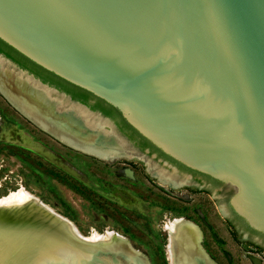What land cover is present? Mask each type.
Returning <instances> with one entry per match:
<instances>
[{
  "label": "water",
  "instance_id": "95a60500",
  "mask_svg": "<svg viewBox=\"0 0 264 264\" xmlns=\"http://www.w3.org/2000/svg\"><path fill=\"white\" fill-rule=\"evenodd\" d=\"M0 41L118 113L191 174L218 182L224 215L229 207L264 238V0H0ZM0 66L46 91L56 111H68L59 102L79 108L92 118L82 128L99 120L113 130L1 54ZM11 89L1 96L53 136L10 102ZM84 238L41 203L0 205V264L139 257L126 237Z\"/></svg>",
  "mask_w": 264,
  "mask_h": 264
},
{
  "label": "rangeland",
  "instance_id": "374dc122",
  "mask_svg": "<svg viewBox=\"0 0 264 264\" xmlns=\"http://www.w3.org/2000/svg\"><path fill=\"white\" fill-rule=\"evenodd\" d=\"M59 105L77 115L75 107ZM95 123L116 143L120 156L105 161L69 150L0 94V196L22 185L83 235L109 229L126 237L148 264H166L162 225L177 217L198 227L200 244L215 264H253L252 258L264 264L261 239L252 234L249 239L255 244H248L246 233L234 225L231 230L238 242L247 245L243 250L230 234L227 212L224 215L215 197L218 187L211 186L208 192L189 189L184 182L187 174L175 175L170 164L153 154L137 153L107 124Z\"/></svg>",
  "mask_w": 264,
  "mask_h": 264
},
{
  "label": "bare ground",
  "instance_id": "6f19581e",
  "mask_svg": "<svg viewBox=\"0 0 264 264\" xmlns=\"http://www.w3.org/2000/svg\"><path fill=\"white\" fill-rule=\"evenodd\" d=\"M0 69V91L1 88L2 91L6 88L8 89V87H10V89L12 88L15 95L12 96L7 94L9 97L8 99L14 106L24 112L26 116L31 118L36 125L48 131L63 143L80 151L87 152L101 160L108 161L120 156L119 151H117L118 147L116 143L109 138L104 131L99 129V126H97L98 129L88 127L85 129L82 128L83 122L81 118L86 124H90L91 119L85 116L79 108H76L77 115L72 109L69 110L68 108V111L66 112L56 111L57 106L55 109L46 91L28 85L26 83L27 81L16 78L11 72L2 70L3 68L1 66ZM59 104L60 102L58 105ZM159 181L162 184L165 183L169 185L171 183L164 179H159ZM170 185H172V183ZM28 201H34L39 204L41 203L46 209L57 216V218L65 222L72 232H77L79 235L84 236V239L95 240L107 235H116L117 237L124 239V236L109 229H106L101 233L91 230L87 235H83L73 222L58 214L50 206L44 204L32 193L28 192L22 185H19L15 190L9 191L5 195L0 196V205L9 206L22 204L23 202ZM162 230L167 235L165 253L168 264L201 263V261L196 260L191 254L193 240L195 238L198 240L200 234L196 225L184 218L177 217L167 219L162 225ZM137 254L139 257H137V259H129L130 262L133 264H148L140 252H137ZM253 264H259V261L254 258Z\"/></svg>",
  "mask_w": 264,
  "mask_h": 264
},
{
  "label": "flooded vegetation",
  "instance_id": "af4514ba",
  "mask_svg": "<svg viewBox=\"0 0 264 264\" xmlns=\"http://www.w3.org/2000/svg\"><path fill=\"white\" fill-rule=\"evenodd\" d=\"M2 55V54H1ZM10 60V59H9ZM13 62V61H12ZM14 63V62H13ZM15 64V63H14ZM16 65V64H15ZM17 66V65H16ZM19 67V66H17ZM20 68V67H19ZM22 69V68H21ZM24 71H26L28 74L32 75V73H29L27 70L25 69H22ZM34 77V76H33ZM36 78V77H34ZM38 79V78H36ZM39 80V79H38ZM40 81V80H39ZM41 82V81H40ZM43 83V82H42ZM43 84H46V83H43ZM47 86L49 87H52L53 89H55L56 91H58L59 93H63L64 96L66 98H68V100L70 101H73V102H76L78 104H82L80 103L79 101L77 100H74L72 99L68 94L64 93L63 91L61 90H58L57 88L51 86V85H48L46 84ZM94 98L91 97L90 99H88V102L89 103H93L94 102ZM83 106H85L88 110L94 112V113H97L99 114V116H101L102 118H105L112 126V129L114 130V134L122 139H124L127 143H129L131 145V147L137 152V153H145L146 155H150V154H153L154 155V159H159L160 162H163L165 161L166 164H170L171 166H173L174 168V174L178 175V173H181V172H184L185 174L188 175V177H185L184 178V182L186 183L187 187L189 189H201L199 191H205V192H208V188L209 187H213V186H216V187H219V183L218 182H215V181H212V180H209V179H206V178H203V177H200V176H197V175H194V174H191L189 171H187L183 166L177 164L176 162H174L173 160L169 159L168 157H166L165 155H163L161 152H159L158 150H156L155 148H153L150 144H147V145H139L135 139H132L130 137H128L127 134H125L122 130H120L115 122V120L113 118H111L110 116H107V115H104L101 111L95 109V110H92L90 109L89 107H87L85 104H82ZM46 133V132H45ZM49 135V134H48ZM51 136V135H49ZM52 138H54L53 136H51ZM137 138V137H136ZM55 140H57L56 138H54ZM59 143H61L62 145L66 146L69 150H72L74 152H78L79 154H83V155H87V156H90V157H94L96 158L95 156L91 155V154H88V153H83V151H80L72 146H69V145H66L64 143H62L61 141L57 140ZM99 159V158H97ZM101 160V159H99ZM126 171H124V173L126 174ZM174 175V176H175ZM220 190V189H219ZM227 215L226 216V224H227V228L230 232V234L233 236V239L234 240H237V244L240 248H242L243 250L247 249V245L243 242H238V237H236V235L234 234V232H232V230L234 229V225L237 224L238 228L240 230H242L244 233H246L247 235V242H249L248 244H255V242L251 241L249 238L252 236V234H255L253 231H251L250 229H248L245 224L242 223V221H240V219L234 215L232 213V211L229 209V207L227 208ZM197 227V226H196ZM198 228V227H197ZM232 229V230H231ZM199 230V229H198ZM163 231V230H162ZM200 232V230H199ZM240 233V231L238 232ZM256 235V234H255ZM259 239L262 240V242H264V238L262 236H259V235H256ZM201 233L199 234V239L196 240V238L193 240V248H192V252L191 254L194 256V258H196V260L198 261H201L200 264H214L212 263V259L209 257V254L205 251V249L202 247V245L200 244V242L202 241L201 240ZM200 256V257H199ZM166 258V256H165ZM201 258V259H200ZM211 260V261H209ZM166 261V260H165ZM196 264H199L198 262H196Z\"/></svg>",
  "mask_w": 264,
  "mask_h": 264
},
{
  "label": "trees",
  "instance_id": "16d2710c",
  "mask_svg": "<svg viewBox=\"0 0 264 264\" xmlns=\"http://www.w3.org/2000/svg\"><path fill=\"white\" fill-rule=\"evenodd\" d=\"M0 54L13 61L20 68L27 70L29 73H32L33 76L38 78L41 82L51 85L57 88L58 90L63 91L64 93L68 94L72 99L77 100L82 104H85L87 107H89L92 110L97 109L101 111L104 115L110 116L115 120L118 128L122 130L125 134H127L128 137L135 139L139 145L143 146L148 144L143 138L138 136V134H136L134 130H132L123 121V119L119 116L118 113H116L115 111L104 105L103 103L99 102L95 98L93 103H89L88 99H90L92 96L50 75L49 73H47L46 71L35 65L34 63L30 62L29 60H27L26 58L15 52L12 48H10L1 41H0Z\"/></svg>",
  "mask_w": 264,
  "mask_h": 264
},
{
  "label": "crops",
  "instance_id": "0c3cea01",
  "mask_svg": "<svg viewBox=\"0 0 264 264\" xmlns=\"http://www.w3.org/2000/svg\"><path fill=\"white\" fill-rule=\"evenodd\" d=\"M1 70V69H0ZM165 260H166V264H168V262H167V259L165 258ZM209 261H211V260H209ZM212 263H214L213 261H211ZM215 264V263H214Z\"/></svg>",
  "mask_w": 264,
  "mask_h": 264
}]
</instances>
